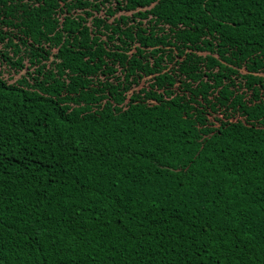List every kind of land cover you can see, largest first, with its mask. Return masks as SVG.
<instances>
[{
  "label": "trees",
  "instance_id": "trees-1",
  "mask_svg": "<svg viewBox=\"0 0 264 264\" xmlns=\"http://www.w3.org/2000/svg\"><path fill=\"white\" fill-rule=\"evenodd\" d=\"M0 264H264V0H0Z\"/></svg>",
  "mask_w": 264,
  "mask_h": 264
}]
</instances>
